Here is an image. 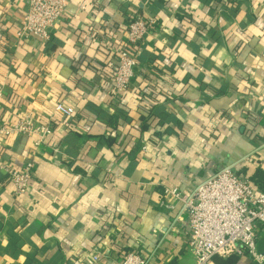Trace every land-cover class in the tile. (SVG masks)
Returning a JSON list of instances; mask_svg holds the SVG:
<instances>
[{"label":"crops","instance_id":"obj_1","mask_svg":"<svg viewBox=\"0 0 264 264\" xmlns=\"http://www.w3.org/2000/svg\"><path fill=\"white\" fill-rule=\"evenodd\" d=\"M26 9L0 0V121L53 132L0 137V264H121L131 251L194 264L164 191L190 194L227 167L264 188L252 180L264 173V0H68L50 42L19 41ZM138 15L156 25L114 95L112 49ZM58 103L75 115H55ZM28 164L17 194L6 170ZM225 262L255 264H211Z\"/></svg>","mask_w":264,"mask_h":264},{"label":"built area","instance_id":"obj_2","mask_svg":"<svg viewBox=\"0 0 264 264\" xmlns=\"http://www.w3.org/2000/svg\"><path fill=\"white\" fill-rule=\"evenodd\" d=\"M26 6L24 21L17 33L19 41L36 38L50 42L55 24L66 12L68 0H26ZM155 25L154 19L144 16L130 19L127 45L113 47L112 55L117 61L112 78L114 95L130 88L144 52V41ZM55 115L72 117L75 110L58 103ZM52 132L51 125H45L32 116L0 121V137H38L40 142H44ZM32 168V164H28L20 172L6 170L7 180L16 186L17 194L29 188ZM162 204L169 211H177V207H181L178 219H187L186 247L194 257V264H211L215 257L228 259L233 256H247L255 264H264V252L257 248L264 233V188L254 189L246 178L231 168L217 171L190 194H184L178 188L166 189ZM102 255L100 251L94 253L93 261H100ZM120 263L148 264V259L137 251H131L123 256Z\"/></svg>","mask_w":264,"mask_h":264},{"label":"trees","instance_id":"obj_3","mask_svg":"<svg viewBox=\"0 0 264 264\" xmlns=\"http://www.w3.org/2000/svg\"><path fill=\"white\" fill-rule=\"evenodd\" d=\"M252 180L255 183V185L258 186L259 188H263L264 187V173L261 170L257 173V177H255ZM237 258H239V257L233 256V257L228 258V260H232L233 259V262H234ZM227 262H225V264H227Z\"/></svg>","mask_w":264,"mask_h":264}]
</instances>
